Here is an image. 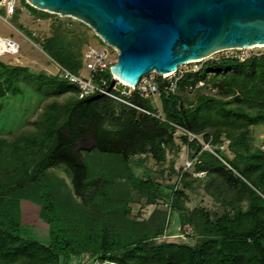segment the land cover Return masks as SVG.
Here are the masks:
<instances>
[{
    "label": "trees",
    "instance_id": "1",
    "mask_svg": "<svg viewBox=\"0 0 264 264\" xmlns=\"http://www.w3.org/2000/svg\"><path fill=\"white\" fill-rule=\"evenodd\" d=\"M27 5L36 17L50 14ZM54 28L42 50L78 74L80 43ZM21 78L37 93L69 95L46 103L30 129L0 136V264H264V148L251 134L264 123V53L207 59L184 72L173 92L157 75L164 120L106 95L87 100L58 73L0 59V97L19 93ZM200 79L204 85L196 86ZM128 98L152 111L146 98ZM182 129L201 135L213 152ZM176 132L191 165L166 171L165 147ZM83 136L92 138L91 148L78 146ZM141 154L158 167L130 158ZM56 167L69 183L53 176ZM200 174L213 210L185 205ZM171 175L176 179L167 181ZM131 202L154 207L146 217L133 215ZM28 217L45 226V240L23 226ZM176 223L181 232L190 226L193 242L169 240L167 225Z\"/></svg>",
    "mask_w": 264,
    "mask_h": 264
},
{
    "label": "water",
    "instance_id": "2",
    "mask_svg": "<svg viewBox=\"0 0 264 264\" xmlns=\"http://www.w3.org/2000/svg\"><path fill=\"white\" fill-rule=\"evenodd\" d=\"M25 1L74 17L115 46L110 72L129 85L151 71L162 76L222 50L264 45V0Z\"/></svg>",
    "mask_w": 264,
    "mask_h": 264
},
{
    "label": "rangeland",
    "instance_id": "3",
    "mask_svg": "<svg viewBox=\"0 0 264 264\" xmlns=\"http://www.w3.org/2000/svg\"><path fill=\"white\" fill-rule=\"evenodd\" d=\"M27 4L28 3L25 0H20L16 13L13 15H7L3 8L0 9V36L10 38L16 41L19 45L18 53H5L0 55V59L4 62L26 66L34 73H45L50 76L56 75L59 68L50 56L42 50L40 43L44 37L50 36L54 33V27L56 25H58L60 31L67 33L76 42L80 43V51H82L87 44H92L95 47H99L103 44L97 43V37L95 36L96 34L93 29L78 19L71 16H60L55 13H50L44 18L36 17V15L34 16L31 14ZM32 32H34L35 35H33ZM263 50L264 46H255L243 50H222L212 54L208 58L181 65L179 68L183 72L189 70L194 71L199 69L207 59L217 60L232 55H240L244 58ZM78 74L87 78L88 71L85 67H82ZM152 75H154L153 78L156 81L158 74L153 72ZM162 77L165 80H170L173 75L165 76L163 74ZM18 83L21 87L19 93H7L5 96L0 97V136L11 137L19 131L30 129L33 125L34 119L39 112H41L46 103H49L54 99L59 102L64 101L69 95L68 93H65L54 97L48 94L37 93L33 89L32 82L25 78H21ZM44 91H49V89H44ZM146 99L152 106V112L156 115H162L159 98L154 96ZM139 115H141L140 112ZM251 134L253 141L264 148V123L253 125L251 128ZM92 145L93 142L89 136H83L78 143L79 147L85 148H91ZM189 155L190 153L188 152L187 147L179 138V133L176 132L174 133V143L165 147V161L163 162L162 167L167 171L169 166L172 165L176 170L190 160ZM138 156L142 159L144 166L152 168L158 167L159 163L150 155H132L130 158L136 159ZM50 171L54 177L63 178L66 183H69V178L63 171V168L56 167L50 169ZM200 175L202 176L201 180L192 182L193 192L189 194L188 199L185 201V205H187L188 208L203 206L207 209L213 210L217 207V204L205 193L203 185L206 182V179L203 177L204 175ZM165 179L167 181H174L176 176H166ZM133 195L135 196V193H133ZM158 203L161 204V201H158ZM130 205L133 215L140 213V215H144V217H146L154 207L151 205H142L139 202H131ZM23 226L31 235L36 236L37 234L42 240L47 238L45 226L42 223L36 222L34 217L26 218L23 222ZM167 230L172 233L171 236H169V240L193 242V238H190L189 236L191 234V228L189 225H184L181 232L178 223L175 224L173 229H171L169 224L167 225ZM83 259H85V257Z\"/></svg>",
    "mask_w": 264,
    "mask_h": 264
},
{
    "label": "built area",
    "instance_id": "4",
    "mask_svg": "<svg viewBox=\"0 0 264 264\" xmlns=\"http://www.w3.org/2000/svg\"><path fill=\"white\" fill-rule=\"evenodd\" d=\"M20 4V0H0V9H4L7 15H13L16 12L17 6ZM3 18V17H2ZM4 19V18H3ZM5 20V19H4ZM35 35L34 32H32ZM101 40L102 38L97 35ZM102 45L99 47H95L92 44H87L82 49V67H85L88 71L87 78L82 77L79 74L73 73L68 69L60 66L56 63L59 71L57 72L62 79L67 81L68 83L75 84L79 91L80 97H86L94 94H102L126 105L134 108L136 111L144 114L154 115L161 120L164 118L161 115H156L149 109L145 108L143 105H140L136 102L131 101L128 97L132 93H136L139 97L142 98H150L157 96L159 98L160 87L154 80L152 75V71L144 74L137 81L136 85H129L124 83L120 79H118L114 74L110 72V67L112 64L116 62V56L118 50L115 46L105 42L102 40ZM255 47V46H254ZM236 50H243L246 48H235ZM19 52V45L16 41L0 36V55L5 53L8 54H16ZM264 53L263 51H258L257 53H253L254 55H260ZM234 57L243 60L246 57H242L240 55H232ZM248 57V56H247ZM181 65L177 67V69L171 72L168 75H173V77L168 80V82L164 83L163 89H167L173 92L177 86L178 78L184 73L180 70ZM108 72L109 75L103 76L102 73ZM163 76V74H162ZM112 79H114L113 84L111 85ZM204 85L203 80H198L196 86ZM188 88H192V86H188ZM184 133L187 135V139L190 141L192 139H196L201 145L203 149H208L213 152L208 142H205L201 135H196L190 132L187 129H182ZM229 143V139H223V143L219 146L220 149H224ZM187 147V145H185ZM191 165V160L187 161L183 168H187ZM93 264H98L95 261Z\"/></svg>",
    "mask_w": 264,
    "mask_h": 264
},
{
    "label": "bare ground",
    "instance_id": "5",
    "mask_svg": "<svg viewBox=\"0 0 264 264\" xmlns=\"http://www.w3.org/2000/svg\"><path fill=\"white\" fill-rule=\"evenodd\" d=\"M254 46H264V45H254ZM254 46H249V47H246V48H251V47H254ZM171 72H167V73H164V75H168V74H170ZM125 83V82H124Z\"/></svg>",
    "mask_w": 264,
    "mask_h": 264
},
{
    "label": "flooded vegetation",
    "instance_id": "6",
    "mask_svg": "<svg viewBox=\"0 0 264 264\" xmlns=\"http://www.w3.org/2000/svg\"><path fill=\"white\" fill-rule=\"evenodd\" d=\"M90 138H91V137H90ZM80 140H81V139H80ZM80 140H79V141H80ZM91 140H92V138H91ZM92 142H93V141H92ZM78 143H79V142H78Z\"/></svg>",
    "mask_w": 264,
    "mask_h": 264
}]
</instances>
